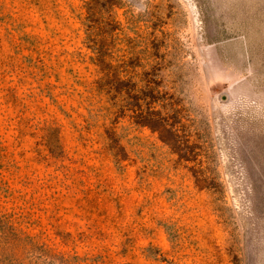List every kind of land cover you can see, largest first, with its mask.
I'll return each mask as SVG.
<instances>
[{"label": "rangeland", "instance_id": "374dc122", "mask_svg": "<svg viewBox=\"0 0 264 264\" xmlns=\"http://www.w3.org/2000/svg\"><path fill=\"white\" fill-rule=\"evenodd\" d=\"M0 0V264H264V0Z\"/></svg>", "mask_w": 264, "mask_h": 264}, {"label": "trees", "instance_id": "16d2710c", "mask_svg": "<svg viewBox=\"0 0 264 264\" xmlns=\"http://www.w3.org/2000/svg\"><path fill=\"white\" fill-rule=\"evenodd\" d=\"M96 3H97V0H92L91 3H89V5L87 6V17H88V19L95 15L94 14L95 13L94 7H95Z\"/></svg>", "mask_w": 264, "mask_h": 264}]
</instances>
